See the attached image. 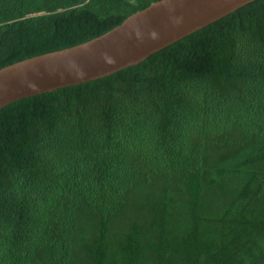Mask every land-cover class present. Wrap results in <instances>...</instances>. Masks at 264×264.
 Masks as SVG:
<instances>
[{
	"label": "trees",
	"instance_id": "1",
	"mask_svg": "<svg viewBox=\"0 0 264 264\" xmlns=\"http://www.w3.org/2000/svg\"><path fill=\"white\" fill-rule=\"evenodd\" d=\"M157 1L0 0V69ZM0 264H264V0L2 108Z\"/></svg>",
	"mask_w": 264,
	"mask_h": 264
},
{
	"label": "water",
	"instance_id": "2",
	"mask_svg": "<svg viewBox=\"0 0 264 264\" xmlns=\"http://www.w3.org/2000/svg\"><path fill=\"white\" fill-rule=\"evenodd\" d=\"M255 0H160L88 42L0 69V110L35 95L100 79Z\"/></svg>",
	"mask_w": 264,
	"mask_h": 264
}]
</instances>
